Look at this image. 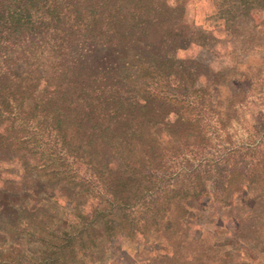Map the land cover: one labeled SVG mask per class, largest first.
<instances>
[{
  "label": "trees",
  "instance_id": "16d2710c",
  "mask_svg": "<svg viewBox=\"0 0 264 264\" xmlns=\"http://www.w3.org/2000/svg\"><path fill=\"white\" fill-rule=\"evenodd\" d=\"M256 82L264 0H0V264H264Z\"/></svg>",
  "mask_w": 264,
  "mask_h": 264
},
{
  "label": "rangeland",
  "instance_id": "374dc122",
  "mask_svg": "<svg viewBox=\"0 0 264 264\" xmlns=\"http://www.w3.org/2000/svg\"><path fill=\"white\" fill-rule=\"evenodd\" d=\"M205 53L208 55L204 58L211 65L225 64V60L217 58L216 55ZM189 54L198 53L190 50ZM237 110V119L229 127L233 146L241 147L243 151L264 149V85L260 82L254 83L245 101L237 105ZM188 161L183 166L187 170L191 168V164L198 163V155L190 154Z\"/></svg>",
  "mask_w": 264,
  "mask_h": 264
}]
</instances>
